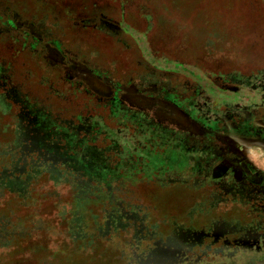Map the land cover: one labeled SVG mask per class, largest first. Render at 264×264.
I'll list each match as a JSON object with an SVG mask.
<instances>
[{
	"label": "rangeland",
	"instance_id": "374dc122",
	"mask_svg": "<svg viewBox=\"0 0 264 264\" xmlns=\"http://www.w3.org/2000/svg\"><path fill=\"white\" fill-rule=\"evenodd\" d=\"M31 1L61 54L0 10V264H129L186 229L192 264L242 262L225 253L264 201L200 167L228 148L264 177V145L233 129L264 97L214 95L264 70V0Z\"/></svg>",
	"mask_w": 264,
	"mask_h": 264
},
{
	"label": "flooded vegetation",
	"instance_id": "af4514ba",
	"mask_svg": "<svg viewBox=\"0 0 264 264\" xmlns=\"http://www.w3.org/2000/svg\"><path fill=\"white\" fill-rule=\"evenodd\" d=\"M41 1V0H40ZM90 0H62L58 8L65 10H77L78 7H81L83 2L88 6ZM36 4L31 0H0V10L10 14H6L7 17L11 20L14 25H16L20 30H24L30 35L33 36L40 43L44 44L47 48L50 49V55L61 54L57 49L52 45V36L50 35L49 29L46 25L44 17L46 16V10L50 9V4L45 3ZM9 3L14 4L15 9L6 6L10 5ZM12 9V10H11ZM55 11L56 8H53ZM12 11V14H11ZM120 28L122 29L121 25ZM8 32V31H6ZM212 88V87H211ZM211 88L206 90L210 92ZM248 88H255L259 92L261 97H264V70L261 73H258L254 82H249L248 84H241L240 89H235L231 91L220 92L217 89L215 91V96L222 100H228L235 98L245 103H251L252 98L248 95L243 94L244 91H248ZM210 89V90H209ZM213 94V93H212ZM264 102V99L261 100ZM246 124V120L243 122ZM233 129L240 133H248L246 136L245 143L249 141H255L261 145H264V119L258 122L251 123L250 125H240L239 123L233 124ZM257 140H249V139ZM247 141V142H246ZM253 142H249L251 144ZM220 157L210 164V161H204L203 166L200 167L205 170H210L213 173L214 177H222L230 174L229 179H220L218 181V186L223 192L240 194L243 200L254 201V202H263L264 201V177L260 175L251 176L248 173L250 169L249 163H244L245 153L239 152L234 153L233 150L224 148L218 150ZM244 157V159H243ZM198 166L201 164L198 163ZM199 168V167H198ZM199 170V169H198ZM218 197V196H217ZM240 198V197H239ZM263 211V210H262ZM257 218H262L263 222L261 227L254 228L251 231H246L242 233L240 237L235 240V246L231 248L233 253L230 254V251L225 253V257L236 258L240 260L243 264H264V213L259 212L256 214ZM222 229L221 225H213V237L215 235H220V230ZM261 229V231H257ZM257 231V232H253ZM189 231L181 232L180 234L171 231L169 237L165 239V243H154L152 247H149L144 253L136 258L134 256L133 261H130L129 264H192L195 263L196 259L190 255L192 254L191 248L193 243L187 239ZM194 237V236H193ZM221 251L224 252L226 249L230 248L229 244L226 241H223L221 246ZM243 249V250H242ZM245 252L240 257L241 251ZM198 258V256H197ZM239 263V264H240Z\"/></svg>",
	"mask_w": 264,
	"mask_h": 264
}]
</instances>
